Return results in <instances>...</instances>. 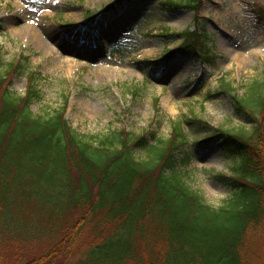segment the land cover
<instances>
[{
	"label": "trees",
	"instance_id": "16d2710c",
	"mask_svg": "<svg viewBox=\"0 0 264 264\" xmlns=\"http://www.w3.org/2000/svg\"><path fill=\"white\" fill-rule=\"evenodd\" d=\"M167 3L194 11L200 4ZM180 34L172 55L207 58L205 35ZM17 67L0 73V264H252L258 238L249 233L264 222L263 83L244 97L220 86L253 125L199 142L202 149L216 143L233 159V193L212 207L176 169L174 151L185 142L179 124L167 140L125 130L84 138L64 109L33 115L31 81L23 96L8 90ZM258 262L264 264V234Z\"/></svg>",
	"mask_w": 264,
	"mask_h": 264
},
{
	"label": "rangeland",
	"instance_id": "374dc122",
	"mask_svg": "<svg viewBox=\"0 0 264 264\" xmlns=\"http://www.w3.org/2000/svg\"><path fill=\"white\" fill-rule=\"evenodd\" d=\"M117 1L0 0V73L18 65L8 90L23 96L31 81L33 115L64 109L87 139L125 130L167 140L179 124L185 142L174 151L177 171L208 205L221 206L233 193V159L216 143L202 149L199 142L253 125L220 86L239 97L264 87V0H199L197 11L168 0ZM185 29L207 37L206 59L171 54ZM263 234L264 222L249 233L258 238L252 264Z\"/></svg>",
	"mask_w": 264,
	"mask_h": 264
},
{
	"label": "bare ground",
	"instance_id": "6f19581e",
	"mask_svg": "<svg viewBox=\"0 0 264 264\" xmlns=\"http://www.w3.org/2000/svg\"><path fill=\"white\" fill-rule=\"evenodd\" d=\"M24 34H28L30 37L32 36V37H34V38L37 39V37L35 36V33H34V31L32 29L27 28V30H25V33Z\"/></svg>",
	"mask_w": 264,
	"mask_h": 264
}]
</instances>
